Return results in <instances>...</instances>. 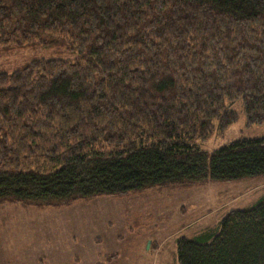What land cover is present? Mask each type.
<instances>
[{"label":"trees","instance_id":"trees-1","mask_svg":"<svg viewBox=\"0 0 264 264\" xmlns=\"http://www.w3.org/2000/svg\"><path fill=\"white\" fill-rule=\"evenodd\" d=\"M0 204L61 207L264 177V0H0ZM177 243L179 264H264V199ZM100 264V263H98Z\"/></svg>","mask_w":264,"mask_h":264},{"label":"rangeland","instance_id":"rangeland-1","mask_svg":"<svg viewBox=\"0 0 264 264\" xmlns=\"http://www.w3.org/2000/svg\"><path fill=\"white\" fill-rule=\"evenodd\" d=\"M54 50L20 49L0 54V69L15 70ZM239 115L201 148L213 151L243 138L264 137V125L247 126ZM264 199V177L195 186H166L123 197L101 196L61 207L0 204V264H179L177 243L200 241L217 231L231 210Z\"/></svg>","mask_w":264,"mask_h":264}]
</instances>
